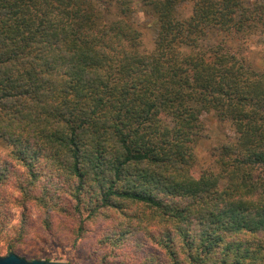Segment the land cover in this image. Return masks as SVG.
Here are the masks:
<instances>
[{"label":"trees","instance_id":"trees-1","mask_svg":"<svg viewBox=\"0 0 264 264\" xmlns=\"http://www.w3.org/2000/svg\"><path fill=\"white\" fill-rule=\"evenodd\" d=\"M251 40L264 0H0V253L37 216L57 237L75 219L99 263L264 264ZM205 114L233 135L201 164Z\"/></svg>","mask_w":264,"mask_h":264},{"label":"rangeland","instance_id":"rangeland-1","mask_svg":"<svg viewBox=\"0 0 264 264\" xmlns=\"http://www.w3.org/2000/svg\"><path fill=\"white\" fill-rule=\"evenodd\" d=\"M180 11L183 14H189L191 11L190 4H184L180 7ZM156 35V29L154 26L146 31L144 37V45L147 48L153 47V41ZM243 58L250 64L254 65L260 71H264V43L260 40H254L245 42L242 44ZM205 122L208 126V136L202 137L196 147V153L201 164L208 163L210 159L211 149L218 140L226 139L229 135H233V129L229 125H219V122L212 114H205ZM11 150V147L7 145L4 140L0 139V154L6 155ZM19 216V211L16 212ZM34 225L24 240L18 241L19 248L16 254L27 260L33 259H45L52 261L65 262L69 264H105L99 263L95 255L96 239H92L91 235L86 239H80L77 244L73 243V240L69 237L71 231V225L76 224L75 219H66L69 225H65L63 222L60 224L64 227H60V237L49 233L43 229L40 219L37 216H33ZM75 220V222H74ZM15 223L17 221L15 220ZM70 240V241H69ZM6 239L3 237L0 240V247L5 246ZM24 252H30L25 256ZM1 256H5V252L0 253Z\"/></svg>","mask_w":264,"mask_h":264},{"label":"water","instance_id":"water-1","mask_svg":"<svg viewBox=\"0 0 264 264\" xmlns=\"http://www.w3.org/2000/svg\"><path fill=\"white\" fill-rule=\"evenodd\" d=\"M0 264H69V263L45 260V259L27 260L26 258L19 256L15 252H10L6 256L0 255Z\"/></svg>","mask_w":264,"mask_h":264}]
</instances>
